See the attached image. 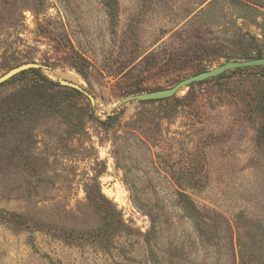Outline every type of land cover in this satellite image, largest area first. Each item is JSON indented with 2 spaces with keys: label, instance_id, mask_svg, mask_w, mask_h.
Listing matches in <instances>:
<instances>
[{
  "label": "rangeland",
  "instance_id": "obj_1",
  "mask_svg": "<svg viewBox=\"0 0 264 264\" xmlns=\"http://www.w3.org/2000/svg\"><path fill=\"white\" fill-rule=\"evenodd\" d=\"M257 57L264 0H0V75L50 66L0 85V264H264V66L124 101Z\"/></svg>",
  "mask_w": 264,
  "mask_h": 264
},
{
  "label": "water",
  "instance_id": "obj_2",
  "mask_svg": "<svg viewBox=\"0 0 264 264\" xmlns=\"http://www.w3.org/2000/svg\"><path fill=\"white\" fill-rule=\"evenodd\" d=\"M251 66H264V57H257V58H252L248 60H236V61L226 62L215 68L205 70L197 74H194L192 76H189L187 78H184L169 88L157 89V90H152L149 92H143V93L131 95V96L126 97L124 101H130L133 99H137L140 101H147V100H160V99L170 98L174 96L180 88L184 86H188L191 83L205 81L207 79L219 76L229 70L243 68V67H251ZM49 67L50 66L48 65L40 64L36 62L22 63L18 66L11 68L7 72L3 73L2 75H0V85H2L3 83L7 82L8 80H10L14 76L18 75L19 73L25 70L33 69V68L44 69V68H49ZM59 83L63 86H67V87H71L79 91H83L90 99H93V95L76 82H72V81L64 80L60 78Z\"/></svg>",
  "mask_w": 264,
  "mask_h": 264
},
{
  "label": "trees",
  "instance_id": "obj_3",
  "mask_svg": "<svg viewBox=\"0 0 264 264\" xmlns=\"http://www.w3.org/2000/svg\"><path fill=\"white\" fill-rule=\"evenodd\" d=\"M31 70H34L35 72H37V68H33ZM50 82H52L51 80H49Z\"/></svg>",
  "mask_w": 264,
  "mask_h": 264
}]
</instances>
